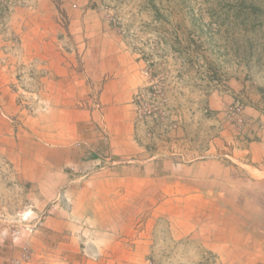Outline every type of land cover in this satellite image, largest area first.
Wrapping results in <instances>:
<instances>
[{
    "label": "crops",
    "instance_id": "crops-1",
    "mask_svg": "<svg viewBox=\"0 0 264 264\" xmlns=\"http://www.w3.org/2000/svg\"><path fill=\"white\" fill-rule=\"evenodd\" d=\"M87 4L30 0L11 20L20 53L0 36V210L17 189L37 212L52 211L18 244L0 219V264L26 240L28 264H148L161 249L191 261L209 253L216 264H264V115L245 108L243 137L227 136L220 118L202 122L220 131L214 138L197 131V115L168 137L140 123L133 100L155 64ZM27 65L38 74L35 114L11 90ZM148 136L162 142L149 146ZM100 156L119 163L80 176Z\"/></svg>",
    "mask_w": 264,
    "mask_h": 264
},
{
    "label": "rangeland",
    "instance_id": "rangeland-1",
    "mask_svg": "<svg viewBox=\"0 0 264 264\" xmlns=\"http://www.w3.org/2000/svg\"><path fill=\"white\" fill-rule=\"evenodd\" d=\"M83 1L98 10L102 19L140 57L144 54L153 61L155 66L150 62L153 74L164 76L173 113L181 121L184 116L197 115L200 120L197 131L207 132L214 138L220 131L215 125L206 122L203 126L202 122L207 117L221 119L223 124L227 123V136L234 135L233 130H236V135L243 137L250 132L236 129L225 116L226 110L239 105L244 115L245 108L258 109L264 115V0ZM28 6L29 3L15 6L6 16L5 28L0 31V36L9 43L6 49L10 52L20 53L21 45L19 36L11 28L12 17L16 10ZM134 110L136 113L135 106ZM163 136L168 137L166 133ZM162 140L168 139L163 137ZM155 141L150 138L149 146ZM228 147L233 148V145ZM7 175L9 180L4 176L2 179L9 189L14 170L10 169ZM16 190L3 195L0 210L5 238L12 244H18L25 232H34L26 230L25 223L22 225L20 220L34 221L52 215L50 208L37 212L23 194L18 200L16 194L21 191ZM12 196L19 201L17 204H12ZM44 219L38 228L44 224ZM15 230L20 231V235L13 236ZM26 244L29 245L27 240L20 244L19 253ZM180 253L175 249L171 252L161 249L149 256L148 264H216V257L209 253L202 255V259L196 254L194 261Z\"/></svg>",
    "mask_w": 264,
    "mask_h": 264
},
{
    "label": "built area",
    "instance_id": "built-area-1",
    "mask_svg": "<svg viewBox=\"0 0 264 264\" xmlns=\"http://www.w3.org/2000/svg\"><path fill=\"white\" fill-rule=\"evenodd\" d=\"M28 3L29 0H0V31L5 28L6 16L13 11L14 7L27 6ZM147 72L151 76V81L146 87L138 90L133 101L136 108L137 120L149 128H161L164 133L178 130L181 125V120L180 117L173 113L171 100L164 83V76H154L151 67H149ZM37 79L38 74L32 65L23 66L22 69H20L16 81L11 86L12 92L19 95L21 100L25 103L26 110L30 114H35L38 110L37 103L39 88H37ZM91 99L94 100V109L100 112L102 106L99 103L97 95L95 94L93 97L91 96ZM225 116L238 130H242L246 125L244 109L242 106L236 105L230 107L226 110ZM148 137L150 138L151 136ZM97 159L98 164L94 170H88L87 173H83L80 176L85 177L88 173H93L95 169L101 168L100 166L103 162H106L107 167H113L119 163L108 156H100ZM6 169L8 171L10 170L7 164ZM43 219L41 217L32 221L28 220V218H23L20 221L23 222L22 225L25 223L23 226H25L26 230L34 231L38 228ZM12 235L15 237L18 236L20 235V231L15 230ZM32 260L33 251L29 245L26 244L21 248L20 255L13 258L12 261H10V264H28Z\"/></svg>",
    "mask_w": 264,
    "mask_h": 264
}]
</instances>
